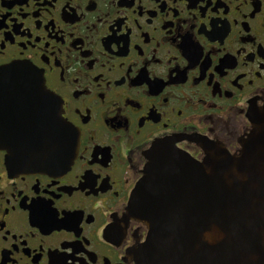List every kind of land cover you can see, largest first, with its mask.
Listing matches in <instances>:
<instances>
[{"label":"flooded vegetation","instance_id":"flooded-vegetation-1","mask_svg":"<svg viewBox=\"0 0 264 264\" xmlns=\"http://www.w3.org/2000/svg\"><path fill=\"white\" fill-rule=\"evenodd\" d=\"M19 60L76 153L31 166L0 149V264H136L147 227L126 207L148 152L238 153L264 107V0H0V65Z\"/></svg>","mask_w":264,"mask_h":264},{"label":"water","instance_id":"water-1","mask_svg":"<svg viewBox=\"0 0 264 264\" xmlns=\"http://www.w3.org/2000/svg\"><path fill=\"white\" fill-rule=\"evenodd\" d=\"M21 108L41 118L14 124L0 115V149L24 153L31 166L76 153L43 77L31 63L11 61L0 65V114ZM248 119L235 154L202 142L206 156L198 161L166 141L148 152L126 207L128 219L147 227L136 264H264V107Z\"/></svg>","mask_w":264,"mask_h":264}]
</instances>
